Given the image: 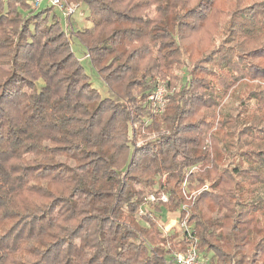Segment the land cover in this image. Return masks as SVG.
Masks as SVG:
<instances>
[{"label": "trees", "instance_id": "16d2710c", "mask_svg": "<svg viewBox=\"0 0 264 264\" xmlns=\"http://www.w3.org/2000/svg\"><path fill=\"white\" fill-rule=\"evenodd\" d=\"M72 1L88 8L92 27L75 36L113 96L92 86L52 8L0 0V264H172L180 241L161 234L152 212L144 213L148 226L135 214L157 186L155 195L168 200L153 210L179 221L185 182H209L239 131L264 139V89L242 96L235 114L221 105L240 80L264 81V0H234L231 10L223 7L231 0ZM212 20L208 43L196 47ZM256 37L262 41L251 46ZM187 63L188 75L178 77ZM159 77L173 93L156 114L147 97ZM211 138L216 149L205 142ZM236 156L189 218L211 264H244L227 263L225 250L236 256L264 229L253 216L264 203V153ZM220 210L227 242L211 244L220 222L208 214ZM255 247L264 256V236Z\"/></svg>", "mask_w": 264, "mask_h": 264}, {"label": "rangeland", "instance_id": "374dc122", "mask_svg": "<svg viewBox=\"0 0 264 264\" xmlns=\"http://www.w3.org/2000/svg\"><path fill=\"white\" fill-rule=\"evenodd\" d=\"M62 2L66 3L67 7H71V8H76L75 12L72 16H70L69 18H64L63 14L60 13L59 8L53 7V6H49L47 7L46 4H42L39 8L37 7H32L31 4L28 2V0H25V4L29 7V10L35 11V12H39L44 10L45 8H52L53 12L56 14V16L59 18V22L60 25L63 29V31L66 34L72 35V39H71V49L72 52L75 54V56L78 58L79 62L82 64V66L84 67L85 73L87 74V76L89 77L90 83L92 84V86L98 90V92L100 93L102 98L105 97H110L112 95L110 89L108 88V86L105 84V82L99 77V75L97 74V72L95 71V69L92 67L91 63H90V55L89 53L86 51L85 47L82 45V43L79 41V39L75 36L76 32H81L85 29H90L92 27V24L90 22L87 21V17L89 16V11L86 5H84L82 2L80 1H72L73 3L68 2L67 0H61ZM243 6L248 5L249 2L254 1V0H243ZM234 0L230 1V5L229 6H223L228 10H231L233 8H235V4H234ZM129 5H131V2H128ZM154 9H151L150 13H149V17H153L154 16ZM22 14H26V12H22ZM244 14V13H243ZM246 17V16H244ZM245 20H247L248 18H244ZM219 21V20H217ZM220 22V21H219ZM243 22V20L241 21ZM240 22V24H241ZM214 26H216V24L214 23V21L212 20L210 23L206 24L205 29H204V33L203 34H199V36L196 38L195 40V46L199 47L201 46L203 43H208L206 42L208 37L207 34L205 33V30H212L213 28H215ZM246 37V36H245ZM248 39V37H246ZM245 39V40H247ZM254 42L251 44V46L257 44V42L255 41H262V38L260 37H256L254 40ZM260 44H258L257 46H259ZM240 46V44H239ZM241 47V46H240ZM243 49H245L246 51L250 49L249 45L247 44L245 47H242ZM201 53H197V55H200ZM199 57H194L191 61V63L193 64L195 60H197ZM190 68V64L187 63L186 67H183L181 69L180 72L176 71L175 74L178 77H185L188 75V69ZM164 78V76H161ZM156 83L154 86L153 91L150 93V95L147 97V101L149 104L152 105V110L153 112H155L156 114H161L164 109H165V105H166V100H167V96L169 94H172L173 91H168V89L166 88V85L163 83V81L160 79V77L158 79L155 80ZM153 84V85H154ZM42 83L39 84V86H41ZM163 88V94L161 96V101L159 98L157 99H150V96H152L158 88ZM260 90V89H264V81L263 80H255V81H251L249 79H243L240 80V82H238L236 84V87H233L231 89L228 90V92L226 93L225 97L222 99L221 101V105L223 107V110L225 109V112L227 113H233L235 114V110L236 107L239 105L240 99L242 98V96L245 95H249V92H251L252 90ZM194 91V92H193ZM190 92L195 93V86L192 87V89L190 90ZM113 96V95H112ZM258 119L260 118H264L263 116H258ZM217 121V120H216ZM216 121H215V125L212 129L211 132L216 133ZM254 122V119H253ZM224 132V131H223ZM158 133H152L150 134L151 137L157 135ZM149 135V134H148ZM207 135H210L207 134ZM222 135V133H220V131H218V136L215 135V138H219ZM217 136V137H216ZM213 138V137H212ZM210 141H205L206 144L210 147H213L214 149L217 148L218 146V142L215 141L214 139H212ZM233 140V146H235V149H230L231 151L227 154H223L219 157V159H216L213 163L211 167H217L216 173L213 172V174L210 176L209 178V182H205L202 186H197L195 184L188 185V182L184 183L182 185V194H183V198H184V204L182 206L179 207V209L176 211L175 216H177V214L181 217L184 218L185 216H187V219L189 221V218L191 217L192 214V210H196L195 209V200L198 197V195L202 192V191H206L209 189L210 183L212 181V179L217 176L218 174H221V170L222 168L226 167L228 163L236 164L237 161V156L240 152V150L243 151H247V152H253V153H257V152H263L264 153V139H260L257 137L252 136L249 133H246L245 131H239L237 133V135L234 136V138H231L230 141ZM224 142V141H223ZM143 143L139 140H136L134 142L135 147L141 146ZM217 144V146H216ZM202 166V165H200ZM199 165L197 167H192L188 170V173H194L197 169V171L199 170ZM213 167V168H214ZM215 174V175H214ZM211 180V181H210ZM189 186H191V188H189ZM139 188V187H136ZM157 190V186L153 187V188H149L146 190V198H145V203L139 208V210L136 212L135 214V221L140 223L142 226H148V219L147 217H145L144 213L145 211H149L152 212V215L156 218V225L158 226V229L160 230L161 234L164 235V237L166 235H172L171 237H173V241L172 243H176L177 240H179L181 233H179V221L177 222V225H174L173 228H168L170 225V219L172 220L173 217H171V215H168V213L166 214L165 210H161L159 211H154V206H156L155 209H157V207L159 206L158 203L159 202H167L168 198L167 196L162 193L159 194V196L155 195V192ZM155 195L157 199L156 202L151 201V199L149 200L148 198H150V196ZM262 198H264V191H260L259 194ZM164 196V197H163ZM163 197V200H162ZM198 206H200V203L198 204ZM184 208V210H186V214H184V211H182ZM238 211H246V209L242 206L241 208L237 209ZM259 214H264V203H262L259 207ZM226 211L224 210H220L219 212H213L208 214V216H212L214 217L215 215V220L218 222H220V226L217 227L215 229V237L209 239V242L211 244H213L214 242L219 241L220 244L223 241L222 238H224V240H226V233H228L229 230V221L223 218V214H225ZM256 212V211H255ZM259 214H253L254 216V223H256V219L259 218V220L263 223L264 225V215L262 217H260ZM151 215V216H152ZM248 218V217H247ZM176 224V222L174 223ZM193 225V224H192ZM190 225V226H192ZM193 228H195L194 226H192ZM226 227H228V230L226 229ZM227 230V231H226ZM257 231V230H255ZM164 232H166V234H164ZM259 233V231H257ZM221 236V238H219ZM264 236V229L260 230L259 235L255 238V240L252 242L251 245H249V247L244 246L242 243H240L238 246V249L236 250V252L238 253L236 256H233V252L234 250H230L229 252L225 250V252L227 254H229V257L227 260V263H230L232 260L231 258H245V262L244 264H264V256L263 254H260L257 252V249L255 247L256 242L258 241V239H260V237ZM254 239V238H252ZM227 242V240H226ZM161 244H166L165 242L161 241ZM231 244V241L228 243ZM167 246H169L167 244ZM256 253V255L254 256L253 253ZM201 257L203 259H207L208 264L210 263L211 258L213 257L211 253H208L206 255H202ZM221 263H223L220 260Z\"/></svg>", "mask_w": 264, "mask_h": 264}, {"label": "built area", "instance_id": "2783aa9c", "mask_svg": "<svg viewBox=\"0 0 264 264\" xmlns=\"http://www.w3.org/2000/svg\"><path fill=\"white\" fill-rule=\"evenodd\" d=\"M32 7L39 8L42 4H46L47 7L53 6L59 8L60 13L63 14L64 18H69L75 12L74 8L67 7L66 3L61 0H28ZM163 94V88H158L157 91L150 96V99L159 98L161 101V96ZM164 197V196H163ZM162 197V200H163ZM151 201L156 202L158 198L155 195L150 196L148 198ZM164 201V200H163ZM184 207V206H182ZM185 208V207H184ZM184 214H186V210H184ZM179 233H181L179 240L180 245H182L183 249L179 251H175L171 254L170 263L172 264H208L207 259H203L201 257L200 252L198 251V238L196 237L195 229L190 226L187 216L184 218L181 217L179 221ZM166 234V232H165ZM182 242V243H181Z\"/></svg>", "mask_w": 264, "mask_h": 264}, {"label": "crops", "instance_id": "0c3cea01", "mask_svg": "<svg viewBox=\"0 0 264 264\" xmlns=\"http://www.w3.org/2000/svg\"><path fill=\"white\" fill-rule=\"evenodd\" d=\"M178 222V221H177ZM177 222L175 225H177ZM174 224V221L173 220H170V225Z\"/></svg>", "mask_w": 264, "mask_h": 264}]
</instances>
